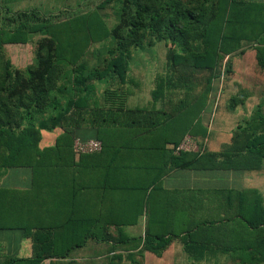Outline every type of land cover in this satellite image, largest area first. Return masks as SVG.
<instances>
[{
    "label": "trees",
    "instance_id": "obj_1",
    "mask_svg": "<svg viewBox=\"0 0 264 264\" xmlns=\"http://www.w3.org/2000/svg\"><path fill=\"white\" fill-rule=\"evenodd\" d=\"M112 1L57 21L36 9L14 12L0 6V14H8L0 17V53L5 45L30 43L34 33L44 32L48 38L47 46L37 52V62L27 69L0 60V171L29 168L32 176L29 190L0 187V230H23L33 243L30 257H9L0 264L64 259L88 240L102 241L104 227L135 226L142 216L147 218L143 234L120 236L127 252L142 248L162 256L177 239L198 262L238 254L237 264L264 263V195L258 188L163 186L164 177L177 169L237 178L264 168V131L252 133V123L236 132L245 136L240 150L227 149L216 157L199 143L198 151L176 152L187 135L196 141L209 135L203 114L220 57L252 47L264 68V1L215 0L209 13L190 12L181 27L170 17L164 32L183 52L170 45V71L156 75L144 105L128 103L132 91L123 85L138 83L129 74L131 55L124 51L102 71L70 81L65 91L73 96L52 95L61 66L71 65L81 74L92 44L123 33L110 31L104 21ZM145 12L140 9L138 16ZM188 30L199 31L195 50L188 48ZM177 64L211 75L201 89L178 86L170 75ZM107 77L119 88L105 90L104 105L99 106L87 81ZM55 129L62 130L55 144L40 148L41 131ZM76 139H97L102 149L78 155ZM43 191L49 193L51 208ZM45 208L47 215L40 213Z\"/></svg>",
    "mask_w": 264,
    "mask_h": 264
},
{
    "label": "rangeland",
    "instance_id": "obj_2",
    "mask_svg": "<svg viewBox=\"0 0 264 264\" xmlns=\"http://www.w3.org/2000/svg\"><path fill=\"white\" fill-rule=\"evenodd\" d=\"M102 1L104 0H0V6H7L14 12L36 9L42 16L57 21L71 15L86 13ZM214 1L113 0L104 11V21L110 31L117 28L116 33L121 31L123 33L120 37L115 36L92 44L83 58L87 65L83 66L84 71L81 74H78L71 65L61 66L52 82L55 89H61V92L54 89L52 95L73 96L71 91H65L70 81L75 77L87 78L92 72L102 71L118 53L124 51L131 55L129 74L138 83L135 85L128 82L127 85H123L124 89L132 91L128 103L146 104L150 99V91L154 86L156 75L170 71L171 62L167 54L172 44L164 32V28L169 24L168 19L176 17L178 27H181L189 19L190 12L197 15L209 13ZM140 9L146 10L141 18L138 16ZM7 15L1 12L0 17L4 18ZM3 21L5 19L1 20ZM130 23L136 24L130 25ZM198 36L199 31L191 32L192 42L188 48L192 50L197 48ZM47 39L44 32H38L31 34V41L26 45H5L0 53V60L3 63L8 59L15 68L27 69L37 62V52L41 45L47 46ZM172 47L178 53L183 52V48L178 45ZM250 50L252 47L245 48L243 53L237 52L232 56L219 58L213 77L214 89L208 97V105L203 114V123L209 130V135L206 139L197 141L198 146L200 143L205 153H216L218 157L220 152L223 153L227 149L240 150L245 136H238L236 132L239 129L243 131L249 128V123L256 124L252 133L264 131V68L258 65L255 52L246 54ZM175 71L176 73L170 75L178 82V86L188 84L196 89H201L211 75L205 70L184 67L182 64L175 65ZM87 83L93 84L91 87L93 100L99 106L104 105L105 90L112 87L116 91L119 88L117 81L109 77L100 81L91 79ZM2 93L7 95L6 92ZM48 114H43L42 117ZM245 174L250 176L244 178V183L247 182L249 187L255 186L264 195V168L257 172H246L243 176ZM219 175L215 177V182L226 180V177ZM146 220L147 218L144 225L135 232H130V226H127V234L131 237L143 234ZM135 226H138V223ZM119 241L120 237L116 232L106 231L102 241L88 240L87 246L77 249L66 258L48 259L42 264H237L240 261L238 254H224L198 262L184 252L179 241H173L164 250L162 256L142 248L130 253L122 248Z\"/></svg>",
    "mask_w": 264,
    "mask_h": 264
},
{
    "label": "crops",
    "instance_id": "obj_3",
    "mask_svg": "<svg viewBox=\"0 0 264 264\" xmlns=\"http://www.w3.org/2000/svg\"><path fill=\"white\" fill-rule=\"evenodd\" d=\"M251 49V48H250ZM255 52L253 49L247 51L246 54ZM60 130V131H59ZM62 132L61 129H55L54 131H41V140L39 143L40 148H46L55 144L57 136ZM219 174L213 172L199 171V170H173L163 179V186L165 189H207V188H219V187H234L239 189L256 188L255 186H248V183H244V178L250 176L245 174L243 177H233L231 174H223L222 177H226L224 181L215 182V177ZM222 175V174H221ZM219 175V177L221 176ZM31 170L15 169L9 171H0V187L11 189H26L29 190L32 187ZM247 178V177H246ZM46 201V207L51 208V200L49 199V193L43 191ZM48 195V197H47ZM47 209L41 214L47 215ZM44 211V210H43ZM50 213V212H49ZM53 215V214H50ZM146 216H142L138 222V226H130V232L139 230L144 225ZM106 231L116 232L120 237L122 234L126 237L127 227L118 228L114 226L104 227L103 234ZM174 241H178L175 239ZM87 243V242H86ZM85 243L84 246H87ZM173 243V242H172ZM32 240L25 236L24 231L20 229L12 230H0V263L5 262L9 257L26 258L32 255ZM83 246V247H84ZM82 247V248H83ZM74 252V251H73Z\"/></svg>",
    "mask_w": 264,
    "mask_h": 264
},
{
    "label": "built area",
    "instance_id": "obj_4",
    "mask_svg": "<svg viewBox=\"0 0 264 264\" xmlns=\"http://www.w3.org/2000/svg\"><path fill=\"white\" fill-rule=\"evenodd\" d=\"M196 146L198 149H196ZM74 149L78 155L86 154V153H95L99 152L102 149L101 141L97 139H89L86 141H82L80 139H76L74 143ZM199 146L197 141L191 136L187 135L181 144L177 147L176 152L180 151H198Z\"/></svg>",
    "mask_w": 264,
    "mask_h": 264
}]
</instances>
